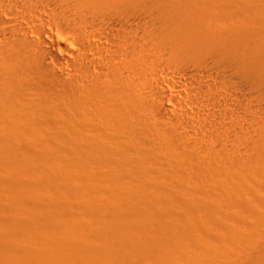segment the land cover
Here are the masks:
<instances>
[{
	"label": "bare ground",
	"instance_id": "bare-ground-1",
	"mask_svg": "<svg viewBox=\"0 0 264 264\" xmlns=\"http://www.w3.org/2000/svg\"><path fill=\"white\" fill-rule=\"evenodd\" d=\"M0 264H264V0H0Z\"/></svg>",
	"mask_w": 264,
	"mask_h": 264
}]
</instances>
